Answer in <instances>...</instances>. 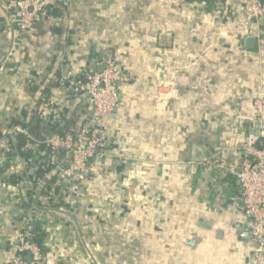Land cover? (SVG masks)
I'll return each instance as SVG.
<instances>
[{
	"label": "crops",
	"instance_id": "1",
	"mask_svg": "<svg viewBox=\"0 0 264 264\" xmlns=\"http://www.w3.org/2000/svg\"><path fill=\"white\" fill-rule=\"evenodd\" d=\"M43 4L52 18L20 32L9 21L16 0H0V264L27 225L43 232L44 264H264L236 179L216 165L241 168L264 94V22L230 0ZM109 62L130 80L99 123L106 148L88 179L53 189L54 200L38 194L52 172L30 136L34 101L45 129L72 114L81 126L92 104L59 79ZM197 145L203 163L192 161Z\"/></svg>",
	"mask_w": 264,
	"mask_h": 264
},
{
	"label": "built area",
	"instance_id": "2",
	"mask_svg": "<svg viewBox=\"0 0 264 264\" xmlns=\"http://www.w3.org/2000/svg\"><path fill=\"white\" fill-rule=\"evenodd\" d=\"M218 1L210 0L212 3ZM230 2L242 7L245 21L264 22V0ZM16 6L9 21L20 32H28L38 21L52 18L43 0H18ZM80 77L82 79L62 76L59 82L67 86L78 99H87L92 104L90 117L79 127L61 131L56 130L59 123L48 130L50 135L44 142L50 170L56 175L53 188L47 191L48 198L53 200V189L76 178H89L91 160L101 156L107 144V134L99 127V123L116 110L120 103L119 88L130 80L129 75L114 62L107 63L103 69H90ZM254 107L257 116L252 122L254 130H248L241 148L244 155L241 168L235 170L226 168L222 163L216 165L226 169L236 179L238 205L243 212L249 239L256 248L255 261L260 263L264 257V94L256 95ZM255 127H258L257 131ZM36 236L30 225L22 228L18 234L15 256L9 264H44V251L36 241Z\"/></svg>",
	"mask_w": 264,
	"mask_h": 264
},
{
	"label": "trees",
	"instance_id": "3",
	"mask_svg": "<svg viewBox=\"0 0 264 264\" xmlns=\"http://www.w3.org/2000/svg\"><path fill=\"white\" fill-rule=\"evenodd\" d=\"M17 1L18 0H16V4H17ZM206 1H208V3H209L210 0H206ZM46 8L48 10H52V8L51 9L49 7H46ZM52 11H53V14H54V10H52ZM45 92H46V90L42 94L44 95ZM40 96H39V98H37L34 101L33 107L30 110V117L29 118H30V125H31L30 134H31V137H32V142L37 144L38 148L43 149L44 148V142L48 138V136L50 135V132L43 127L42 122H41V117H40V112L39 111H40V107L44 103V101H43V98H41ZM76 102H78V99H77ZM75 126H77V123L74 120V115L72 114V116L67 118V119H64V117H63L62 122L58 125L56 130L61 131V130L69 129V128L75 127ZM79 180H80L79 178L75 179V181H79ZM55 182H56V175L52 174L50 180L47 183L35 186L36 187V191H38V194H41V193H43L45 191H49V190H51L53 188V185L55 184ZM53 207L54 208L58 207V204L56 203V205H53ZM35 233L37 234L36 241L38 242V244L40 246H42L41 245V240H42V237H43V232H42L41 228L37 227L36 230H35Z\"/></svg>",
	"mask_w": 264,
	"mask_h": 264
},
{
	"label": "water",
	"instance_id": "4",
	"mask_svg": "<svg viewBox=\"0 0 264 264\" xmlns=\"http://www.w3.org/2000/svg\"><path fill=\"white\" fill-rule=\"evenodd\" d=\"M250 42H253V40ZM207 156H209V152L207 151L206 147L197 145L193 151L192 161L195 163H203L205 162Z\"/></svg>",
	"mask_w": 264,
	"mask_h": 264
}]
</instances>
